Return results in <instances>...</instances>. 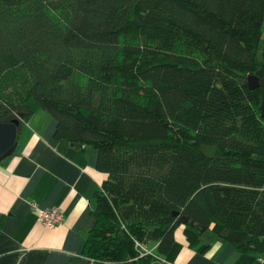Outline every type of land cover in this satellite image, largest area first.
<instances>
[{
    "label": "trees",
    "instance_id": "trees-1",
    "mask_svg": "<svg viewBox=\"0 0 264 264\" xmlns=\"http://www.w3.org/2000/svg\"><path fill=\"white\" fill-rule=\"evenodd\" d=\"M263 24L264 0H0V122L37 101L106 174L82 255L150 263L173 212L192 247L202 226L264 255Z\"/></svg>",
    "mask_w": 264,
    "mask_h": 264
},
{
    "label": "crops",
    "instance_id": "crops-1",
    "mask_svg": "<svg viewBox=\"0 0 264 264\" xmlns=\"http://www.w3.org/2000/svg\"><path fill=\"white\" fill-rule=\"evenodd\" d=\"M29 106L15 151L0 161V264H97L82 253L95 223L93 193L106 176L97 169L98 153L56 139L54 117L37 101ZM32 201L60 207L64 221L46 228ZM185 237L180 224L168 253L158 255L150 231L141 244L154 255L147 264H264V255L242 254L212 229L193 247Z\"/></svg>",
    "mask_w": 264,
    "mask_h": 264
},
{
    "label": "water",
    "instance_id": "water-1",
    "mask_svg": "<svg viewBox=\"0 0 264 264\" xmlns=\"http://www.w3.org/2000/svg\"><path fill=\"white\" fill-rule=\"evenodd\" d=\"M263 51L258 53V58L260 62L263 61ZM261 74V71L257 72V75H251L248 78V84L251 88H256L258 86V76ZM262 109V117L264 116V103L261 107ZM18 126L19 120L13 119L11 122H0V161L6 158L8 155H12L15 151L17 146L16 139L18 134ZM74 146L80 147V144H75ZM217 146L211 145H202L201 153H203L208 158H214L217 152ZM174 215L178 216V223L180 224H187L188 222L192 226L195 222L192 220L190 222L189 217L186 215H181V213L173 212ZM199 231L202 233L205 232L206 227L203 228L202 226H198Z\"/></svg>",
    "mask_w": 264,
    "mask_h": 264
},
{
    "label": "built area",
    "instance_id": "built-area-1",
    "mask_svg": "<svg viewBox=\"0 0 264 264\" xmlns=\"http://www.w3.org/2000/svg\"><path fill=\"white\" fill-rule=\"evenodd\" d=\"M30 207L38 215V219L42 220V223L46 228L53 229L55 226L61 224L64 221L63 212L58 206H54L53 208H44L38 206V203L36 201H32ZM139 245L143 250L142 252H147L146 249L142 248V245L140 243Z\"/></svg>",
    "mask_w": 264,
    "mask_h": 264
},
{
    "label": "rangeland",
    "instance_id": "rangeland-1",
    "mask_svg": "<svg viewBox=\"0 0 264 264\" xmlns=\"http://www.w3.org/2000/svg\"><path fill=\"white\" fill-rule=\"evenodd\" d=\"M262 39H261V44L259 46L263 47V44H264V24H263V28H262Z\"/></svg>",
    "mask_w": 264,
    "mask_h": 264
}]
</instances>
